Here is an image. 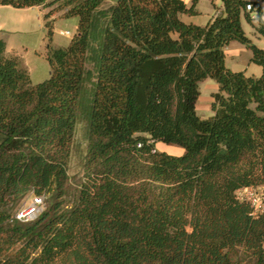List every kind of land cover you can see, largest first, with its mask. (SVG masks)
<instances>
[{
	"label": "trees",
	"instance_id": "16d2710c",
	"mask_svg": "<svg viewBox=\"0 0 264 264\" xmlns=\"http://www.w3.org/2000/svg\"><path fill=\"white\" fill-rule=\"evenodd\" d=\"M197 1L0 0L56 4L44 14V81L32 84L0 39V264H264V214L234 195L264 185V49L241 25L264 36L262 10L220 0L205 25L183 21ZM54 11L77 17L65 46L51 44ZM232 41L259 76L225 65ZM207 78L216 90L203 119ZM79 121L86 147L72 187ZM29 194L44 208L18 221L12 210Z\"/></svg>",
	"mask_w": 264,
	"mask_h": 264
},
{
	"label": "crops",
	"instance_id": "0c3cea01",
	"mask_svg": "<svg viewBox=\"0 0 264 264\" xmlns=\"http://www.w3.org/2000/svg\"><path fill=\"white\" fill-rule=\"evenodd\" d=\"M182 1L186 4V6L191 4V0ZM248 1L256 2V4L261 8V19L262 22H264V0ZM106 2L108 3L106 6L112 5L111 0H105V3ZM55 6L56 4L52 7L46 8L42 6L15 8L10 5H0V39L4 41L6 51L11 52L15 47L24 50L25 55H27L30 51L35 53L39 50V47H41L44 43L45 37L44 14ZM196 10L198 13L195 15L189 16L183 14L186 17L185 22L205 25L215 15L222 12V4L220 0H198ZM57 16H60V11L52 12L49 19L51 20L52 17ZM241 25L245 34L251 39V41L256 46L264 49V36H261L257 31H255L253 25L246 22L243 17L241 18ZM75 27L77 30V23ZM224 50L226 54L225 65L232 71H242L245 75H252L256 77L261 74V66L250 61L251 52L242 44L232 41L224 48ZM24 66L26 67V65ZM26 68L29 76L31 77L32 70L28 67ZM214 89L216 90V85H214ZM214 89L211 92H214ZM198 101L196 108L198 107Z\"/></svg>",
	"mask_w": 264,
	"mask_h": 264
},
{
	"label": "rangeland",
	"instance_id": "374dc122",
	"mask_svg": "<svg viewBox=\"0 0 264 264\" xmlns=\"http://www.w3.org/2000/svg\"><path fill=\"white\" fill-rule=\"evenodd\" d=\"M116 0H111V3L114 4ZM108 3L104 2L102 7H108L106 6ZM181 18L185 21V16L181 15ZM77 23V17H68V18H62L60 16L52 17L51 18V25H52V35H51V44L55 47L58 46H65L69 43L70 38L76 33V25ZM244 24V23H243ZM66 31L69 32V34H64ZM44 49V44L39 47V50H37L35 53L33 51H30L27 55H25L24 50L15 48L11 51L14 53H17L21 56L22 63L26 65L29 69L32 70V75L30 78V81L32 84H36L39 82L44 81L49 76V65L45 58L42 55ZM27 63V64H25ZM86 68L91 69L92 64L91 62L86 63ZM215 82L209 78L205 79L204 81L199 83V89H200V98L198 101V107L196 108V113L201 118L206 119L212 115V111L210 109V92L214 89ZM215 90V89H214ZM83 121H79L76 124L75 128V135L73 140V146L69 161V167H68V175L70 177L69 179V185L72 187L75 186L76 182L81 176V169H82V162L83 157L85 153V147H86V136L85 131L83 128ZM155 148L158 150H163L170 154H179L180 150L177 147L170 146V145H164V144H155ZM32 202V196L29 194L25 198H23L18 204L13 208L12 213H14L16 210L28 206ZM44 208V202L42 204V210Z\"/></svg>",
	"mask_w": 264,
	"mask_h": 264
},
{
	"label": "built area",
	"instance_id": "2783aa9c",
	"mask_svg": "<svg viewBox=\"0 0 264 264\" xmlns=\"http://www.w3.org/2000/svg\"><path fill=\"white\" fill-rule=\"evenodd\" d=\"M250 4L245 9L250 10ZM64 34H69L66 31ZM140 146V144H138ZM235 198L240 202L246 203L250 207V215L258 216L264 214V185L244 186L235 191ZM43 196H32V202L25 207L16 210L13 218L25 222L34 219L41 211Z\"/></svg>",
	"mask_w": 264,
	"mask_h": 264
}]
</instances>
